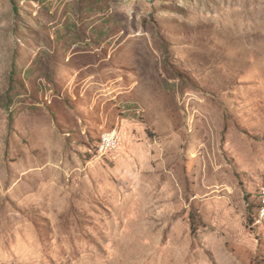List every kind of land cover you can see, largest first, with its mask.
Segmentation results:
<instances>
[{
  "label": "rangeland",
  "instance_id": "rangeland-1",
  "mask_svg": "<svg viewBox=\"0 0 264 264\" xmlns=\"http://www.w3.org/2000/svg\"><path fill=\"white\" fill-rule=\"evenodd\" d=\"M263 188L264 0H0V264H264Z\"/></svg>",
  "mask_w": 264,
  "mask_h": 264
},
{
  "label": "bare ground",
  "instance_id": "bare-ground-1",
  "mask_svg": "<svg viewBox=\"0 0 264 264\" xmlns=\"http://www.w3.org/2000/svg\"><path fill=\"white\" fill-rule=\"evenodd\" d=\"M116 142H117V139H116L115 132H112V133L108 132L106 135L104 134L102 136V146L104 150L110 149L111 147H115ZM263 191H264V188H263Z\"/></svg>",
  "mask_w": 264,
  "mask_h": 264
},
{
  "label": "trees",
  "instance_id": "trees-1",
  "mask_svg": "<svg viewBox=\"0 0 264 264\" xmlns=\"http://www.w3.org/2000/svg\"><path fill=\"white\" fill-rule=\"evenodd\" d=\"M11 124H12V116L9 115V125L11 126ZM191 219H192V224H194L195 223L194 218L191 217Z\"/></svg>",
  "mask_w": 264,
  "mask_h": 264
},
{
  "label": "built area",
  "instance_id": "built-area-1",
  "mask_svg": "<svg viewBox=\"0 0 264 264\" xmlns=\"http://www.w3.org/2000/svg\"><path fill=\"white\" fill-rule=\"evenodd\" d=\"M112 148V147H111Z\"/></svg>",
  "mask_w": 264,
  "mask_h": 264
}]
</instances>
